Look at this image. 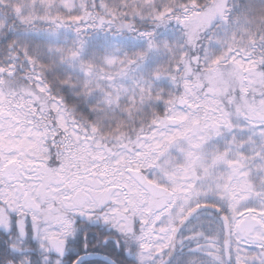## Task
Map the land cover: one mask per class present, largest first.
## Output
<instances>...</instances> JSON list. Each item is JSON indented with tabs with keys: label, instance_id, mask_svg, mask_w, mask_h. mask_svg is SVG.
Listing matches in <instances>:
<instances>
[{
	"label": "snow or ice",
	"instance_id": "1",
	"mask_svg": "<svg viewBox=\"0 0 264 264\" xmlns=\"http://www.w3.org/2000/svg\"><path fill=\"white\" fill-rule=\"evenodd\" d=\"M0 264H264V0H0Z\"/></svg>",
	"mask_w": 264,
	"mask_h": 264
}]
</instances>
